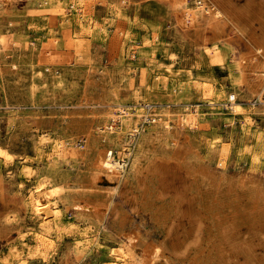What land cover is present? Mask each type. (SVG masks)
<instances>
[{"label": "rangeland", "instance_id": "374dc122", "mask_svg": "<svg viewBox=\"0 0 264 264\" xmlns=\"http://www.w3.org/2000/svg\"><path fill=\"white\" fill-rule=\"evenodd\" d=\"M173 4H0V147L12 155L0 154V264H113L122 245L128 264L243 262L230 254L228 232L251 239L264 227L252 211L264 203V101L242 69L243 55L253 58L246 35L262 30L256 21L240 25L246 35L225 25L199 37L210 25L185 26ZM90 130L111 136L137 178L128 169L119 181L93 180L105 152H87ZM77 183L88 189L73 192ZM38 186L59 202L49 227L34 207ZM77 198L98 208L80 210ZM195 218L201 245L180 258L170 248ZM153 245L165 256L153 259Z\"/></svg>", "mask_w": 264, "mask_h": 264}, {"label": "bare ground", "instance_id": "6f19581e", "mask_svg": "<svg viewBox=\"0 0 264 264\" xmlns=\"http://www.w3.org/2000/svg\"><path fill=\"white\" fill-rule=\"evenodd\" d=\"M197 1L199 2V5H200V10H197V11H191L190 9H188L189 3H190L189 0H173V3H174L173 6L175 8L177 15L182 14V18L180 21L185 26L186 25L188 27H194L195 26V27L200 28L201 26L204 25V23L206 25L207 24L210 25L209 26V29L211 32L210 35L206 34V36H204L206 31L205 32L199 31V33H198L199 37L210 38L211 35L218 34L219 31L221 32L222 28L225 25H231L232 28L237 30V32L241 31L243 34L246 35V33H245L246 31L243 30V28H241L240 25L242 23H244L245 27L247 25L256 26L255 22L258 21L259 27L262 31L258 32L257 30H253L252 33L250 34L252 36L246 35L249 37V42L251 44L250 47L247 48V50L250 51V53H252L253 58L250 59L248 57L247 53L244 54L243 59H242V69L244 71L245 81L247 83H249L250 85H253V86L257 85V87L260 88V92H261L260 96H261V98H263V101H264V82H263L264 81V0H247L245 3H241L240 1H236V0H197ZM3 2H5V0H0V4ZM190 23H191V25H190ZM220 32H219V35H220ZM248 69L252 70L251 74L247 71ZM232 98H234V97H232ZM212 103H215V102H212ZM232 106H233L235 112L241 113V111L243 109L242 104H240L238 101H235L232 103ZM119 109H120V107H119ZM115 121H117V119L116 120L110 119V121L106 122L105 127L109 128V130L111 132H115V130L117 129V127H115V124L113 123ZM88 135H89V139L87 140V144H86L87 152H93V150H94V148H96V146L97 147L100 146L99 150H98V152L100 154L105 152V154L103 155L102 160L100 162L95 161V166H94L95 170L93 171V180L95 182H99L98 180H100L101 176L103 174H105L110 179H115V180L119 181L120 178L123 176L124 170H128L129 168H127L128 163L125 160H123L120 156L118 157L115 154V150L113 148L116 145L114 144V141L112 140L111 136L106 134V133H103V132H101L100 135H96L91 130L89 131ZM101 141H102V143H101ZM108 146H111V148L107 149ZM106 149H107V151H106ZM0 154L3 155L7 159H12V155L9 154L7 152V150L4 148L0 147ZM164 167H168V169H169L170 164L168 166L164 164ZM158 168H160V170L162 169L160 166H158ZM155 169H157V168H155ZM129 172L131 174L132 179L137 178L138 171L136 170V168H134V166L129 169ZM134 173H135V176H134ZM167 179H165V180H167ZM168 185H169V187H167V188H170L171 185L169 184V182H168ZM72 187H73V192H75V193H81V191L85 192L88 189V187L83 186L80 183H77V184L73 185ZM186 188L187 187H184L183 190H181L179 188L177 189L178 196L180 198H183V199L186 198V196H187L186 195L187 194ZM164 189H165V187H164ZM32 199L34 200L35 210L39 214V216L43 218V222H44L46 227H49L51 222L55 218H58V216L61 215L59 202L54 200L52 193L47 194V192L41 186L37 187L34 195L32 196ZM77 200L79 201V198H77ZM78 201L76 202V206L80 210L86 209V206L89 207L90 209H92V208L97 209L98 208V204L87 202L85 205H83L82 202H80V201L78 202ZM174 210H176V209H174ZM252 211H253L254 221H259L260 223H262V221H264V203H261V205L255 206L252 209ZM182 219H183V217H182ZM195 220L196 221L193 224L194 229L189 234V236L186 237L184 240L183 239L178 240L170 248L174 253H177L180 256V258L187 256L193 250L197 249V247L199 245H201L203 233L205 231L204 226H203L204 223H203L202 219L197 220L195 218ZM260 225H262V224H260ZM228 226L231 227V229H235L236 224L234 222L233 224H229ZM170 228H172V227H170ZM236 232H234V234ZM44 238H46V236ZM172 238H170V239H172ZM227 239L229 240L228 246H229L230 254L233 256H237L238 258L240 257L243 259V262H240V263L237 262V264H255V263L263 264V262H264V227L261 229L259 228L258 230H255V232L253 234V238L251 237V239L246 238V237L243 238L242 236H239L238 234H235V235L232 234L229 237V232H228V238ZM133 240H134V236H131L130 239L125 242V245H128V246L133 245ZM42 244H43V242H42ZM259 246L262 247L263 250L260 249L261 251H259L257 248ZM162 250L163 249L159 245H153L152 252H151L153 259H157L158 257L165 256L164 253L162 252ZM127 251L128 250H126L125 246H123V245L119 248H112V255L114 258L113 264H128L127 258H126ZM224 251H226V250H224ZM222 253L224 254L223 251H222ZM202 254H203V252H202ZM224 255H226V254H224ZM168 264H180V262L177 260H175V261L169 260ZM217 264H218V262H217ZM222 264H224V263H222Z\"/></svg>", "mask_w": 264, "mask_h": 264}]
</instances>
